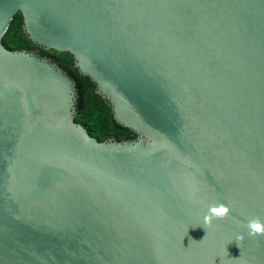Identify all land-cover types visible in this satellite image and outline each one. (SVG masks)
<instances>
[{"label": "water", "instance_id": "95a60500", "mask_svg": "<svg viewBox=\"0 0 264 264\" xmlns=\"http://www.w3.org/2000/svg\"><path fill=\"white\" fill-rule=\"evenodd\" d=\"M18 13L135 140L91 137L67 73L3 45ZM254 217L264 0H0V264H264Z\"/></svg>", "mask_w": 264, "mask_h": 264}, {"label": "trees", "instance_id": "16d2710c", "mask_svg": "<svg viewBox=\"0 0 264 264\" xmlns=\"http://www.w3.org/2000/svg\"><path fill=\"white\" fill-rule=\"evenodd\" d=\"M23 23L22 14L18 13L2 40L3 45L11 51L34 52L37 49L42 57L57 64L67 73L76 86L75 121L82 124L91 137L99 142L108 138H114L116 141L135 140L136 134L132 130L122 127L113 119L110 105L96 94L94 83L74 67L73 56L67 52L60 53L38 47L25 35Z\"/></svg>", "mask_w": 264, "mask_h": 264}, {"label": "clouds", "instance_id": "9594fccd", "mask_svg": "<svg viewBox=\"0 0 264 264\" xmlns=\"http://www.w3.org/2000/svg\"><path fill=\"white\" fill-rule=\"evenodd\" d=\"M230 208L223 203H216L209 205L208 213L203 217V224L201 225L205 231L212 225L213 219H223L229 215ZM245 227L248 229L249 236L264 235V223H261L259 218L249 219ZM207 235V231H206ZM243 236L237 234L236 241H242ZM239 247V244L237 243Z\"/></svg>", "mask_w": 264, "mask_h": 264}, {"label": "flooded vegetation", "instance_id": "af4514ba", "mask_svg": "<svg viewBox=\"0 0 264 264\" xmlns=\"http://www.w3.org/2000/svg\"><path fill=\"white\" fill-rule=\"evenodd\" d=\"M34 52H35V54L37 55V56H39V57H42V55L40 54V51L39 50H34ZM42 58H45V57H42ZM45 59H47V58H45ZM49 60V59H48Z\"/></svg>", "mask_w": 264, "mask_h": 264}]
</instances>
